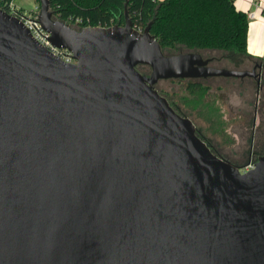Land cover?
I'll use <instances>...</instances> for the list:
<instances>
[{"label":"water","instance_id":"1","mask_svg":"<svg viewBox=\"0 0 264 264\" xmlns=\"http://www.w3.org/2000/svg\"><path fill=\"white\" fill-rule=\"evenodd\" d=\"M124 17L76 30L39 0L70 64L0 11V264H264V154L240 171L155 89L255 69L165 55Z\"/></svg>","mask_w":264,"mask_h":264},{"label":"trees","instance_id":"2","mask_svg":"<svg viewBox=\"0 0 264 264\" xmlns=\"http://www.w3.org/2000/svg\"><path fill=\"white\" fill-rule=\"evenodd\" d=\"M36 1L39 3V0ZM48 1L53 18L76 30L84 27L123 25L126 11L135 30H142L150 24V34L159 43L165 55L196 52L204 58H212L215 67L225 69L228 68L221 63L226 59L234 63L236 68H239L238 65L242 62L249 66L253 61L261 62L262 77L257 84L258 91L261 88L264 78V55L262 58H253L247 53L248 18L247 14L236 10L234 0ZM140 67L136 69L143 74ZM146 68L149 70L148 67ZM241 69L243 70V67ZM217 79L220 78L186 81L185 90L192 98L200 100V111L211 109V104L207 101L211 86L207 82ZM223 79L230 81L234 78ZM171 81L184 82V80ZM157 92L166 98L178 114L185 117L170 99L162 92L158 90ZM198 137L216 156L226 160L201 135ZM263 154L264 152L260 153Z\"/></svg>","mask_w":264,"mask_h":264},{"label":"rangeland","instance_id":"3","mask_svg":"<svg viewBox=\"0 0 264 264\" xmlns=\"http://www.w3.org/2000/svg\"><path fill=\"white\" fill-rule=\"evenodd\" d=\"M16 4L25 12L34 10L39 3L36 0H17ZM228 69H240L249 65L242 62L239 68L226 59L221 63ZM140 71L148 74L150 70L141 66ZM209 80L211 86L207 101L211 109L200 111V100L192 98L185 90L186 81L174 82L160 80L155 88L170 99L174 106L195 126L198 135L202 136L221 157L234 166L242 168L254 162L264 152V78L261 88L255 79L250 77L234 78L230 81L224 77ZM195 100V101H194ZM252 147L254 153L249 159Z\"/></svg>","mask_w":264,"mask_h":264},{"label":"built area","instance_id":"4","mask_svg":"<svg viewBox=\"0 0 264 264\" xmlns=\"http://www.w3.org/2000/svg\"><path fill=\"white\" fill-rule=\"evenodd\" d=\"M17 0H0V11L18 18L23 25L28 29L33 39L41 46L50 51L53 55L60 58L65 63L76 64L71 54L64 49L56 48L49 42V34L44 31L38 23V7L34 10L25 12L22 7L16 4ZM248 21L255 19V13L247 14ZM253 163H248L243 172L253 168Z\"/></svg>","mask_w":264,"mask_h":264},{"label":"crops","instance_id":"5","mask_svg":"<svg viewBox=\"0 0 264 264\" xmlns=\"http://www.w3.org/2000/svg\"><path fill=\"white\" fill-rule=\"evenodd\" d=\"M162 1V0H159ZM237 11L255 13V19L248 21L247 53L253 58L264 55V0H234Z\"/></svg>","mask_w":264,"mask_h":264},{"label":"flooded vegetation","instance_id":"6","mask_svg":"<svg viewBox=\"0 0 264 264\" xmlns=\"http://www.w3.org/2000/svg\"><path fill=\"white\" fill-rule=\"evenodd\" d=\"M204 59H208L209 60L208 66L215 67V65H213V62L214 61H213L212 58H206L205 57ZM215 68H217V67H215ZM252 69H255L256 78H253V79H255V81L257 82V79H260L262 77V64H261V62L253 61L251 63L250 69H246L245 67L243 68V70H248V71H251ZM231 70H233V69H231ZM253 154L254 153L252 152V147H250V151H249V156L250 157H249V159H252ZM257 157H259V156H257ZM256 160H257V158H256ZM256 160L254 162H252V163L255 164L256 163ZM242 171H243V168H242Z\"/></svg>","mask_w":264,"mask_h":264}]
</instances>
